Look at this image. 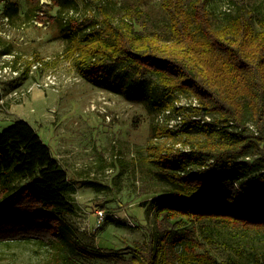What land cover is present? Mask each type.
<instances>
[{"label": "trees", "instance_id": "trees-1", "mask_svg": "<svg viewBox=\"0 0 264 264\" xmlns=\"http://www.w3.org/2000/svg\"><path fill=\"white\" fill-rule=\"evenodd\" d=\"M28 1L29 12L40 9V0ZM217 1L228 0H160L158 23L133 1L119 21L105 11L98 20L58 9L53 18L68 39L60 58L89 84L144 103L153 115L184 109L210 117L168 130L191 142L182 152H158L154 165L170 188L140 204L157 226L131 247V264H264V252L250 262L218 261L198 251L193 234L203 223L264 232V13L231 0L237 10L219 22L209 8ZM1 4L8 17L16 12L14 2ZM184 94L198 107H175ZM248 157L255 162L239 160ZM75 190L28 122L0 131V232H48L69 261L74 247L63 218L77 212Z\"/></svg>", "mask_w": 264, "mask_h": 264}, {"label": "rangeland", "instance_id": "rangeland-1", "mask_svg": "<svg viewBox=\"0 0 264 264\" xmlns=\"http://www.w3.org/2000/svg\"><path fill=\"white\" fill-rule=\"evenodd\" d=\"M14 1L21 12L14 14L13 18L8 14L10 30L14 37L21 33L25 36V44L18 46H30L37 41V37H42L40 45L44 48L37 58L43 59L45 64L39 76L54 70L78 81L60 88L58 93L32 91L24 98L5 99L0 105V131L17 120H24L35 129L74 183L76 190L71 200L77 212L63 218L71 229L68 239L74 247L69 261L64 258L63 251L49 245L52 237L48 232L34 231L21 237L24 232L20 231L0 232V264H131L129 257L136 256L135 252L131 253V247L145 243L148 232L157 226L153 214L147 215L146 208L140 204L170 188L154 165L158 152H163L162 156L169 152H182L188 148L187 142H191L182 135L172 136L168 130L177 131L175 120L178 117L181 123L195 117H199L201 122L205 115L183 114L184 109L178 111L179 114L174 112L169 118L162 113L153 115L144 103L127 100L89 84L68 60L60 58L68 39L53 18L58 9L66 16L73 10L77 19L90 17L98 20L105 11L119 21L127 1H133L158 23L161 20L157 9L160 0H64L61 7L52 0L41 5L40 0L38 7H44L43 18L50 22L46 29L31 24L34 12L29 17L25 13L31 6L28 0ZM242 1L250 5L249 9L264 13V0ZM1 3L3 0H0ZM209 8L222 22L226 11L228 14L235 13L237 5L231 0L217 1ZM30 33H34L33 38ZM9 44L17 45L14 42ZM3 45L4 42H1L2 49ZM25 72L22 79L2 84L6 89L4 94L31 83ZM101 96L107 101L110 116L107 122L100 113L89 110L91 101ZM180 97L174 102L175 107L194 108L199 105V101L190 95ZM192 98L196 100V106L189 104ZM251 126L256 131L254 125ZM239 160L255 162V157ZM97 209H103L106 216L102 224L93 230ZM191 224L189 222L185 229ZM181 231L185 234V230ZM193 234L199 242L198 251L208 253L218 261L250 262L253 254L264 252V232L203 223L195 224ZM177 247L181 249L180 245Z\"/></svg>", "mask_w": 264, "mask_h": 264}, {"label": "built area", "instance_id": "built-area-1", "mask_svg": "<svg viewBox=\"0 0 264 264\" xmlns=\"http://www.w3.org/2000/svg\"><path fill=\"white\" fill-rule=\"evenodd\" d=\"M50 1V0H49ZM49 2L41 1V5L48 4ZM40 5V6H41ZM31 17V24L39 29H46L49 27L50 22L44 17V7L41 6ZM34 17V18H33ZM33 18V19H32ZM10 18L2 14V9L0 5V38L4 41H8V43L14 42L17 45L25 44V36L23 34L14 37L10 30ZM23 29V28H21ZM45 61L42 59H34V57L26 56L18 53L17 51H3L0 47V105L4 103V100L9 99H19L28 96L32 91H51L54 93H58L60 88L67 87V84H72L77 82L78 80L74 77L68 75H60L54 70L45 71L41 76L39 73L41 72ZM27 71V72H25ZM24 72L27 75V78L30 79V84L23 88H17L12 90V92H8L4 94L6 89H3V85L8 82H14L23 76ZM6 95V96H3ZM197 100V99H196ZM196 100L192 98L189 102L192 106H196ZM188 104V106H189ZM90 111H96L104 116L106 122L110 120V116L107 111V101L104 97H98L97 100L91 101L89 105ZM170 114L169 111L163 113V116H168ZM194 119L198 120L199 117H195ZM210 121V117L207 115L201 120V123ZM170 121H168L169 123ZM181 121L180 117L175 120V128L179 127ZM182 125V123H181ZM180 125V126H181ZM110 171H108L109 173ZM105 211L103 209H97L95 211V225L94 228H98L105 219Z\"/></svg>", "mask_w": 264, "mask_h": 264}, {"label": "crops", "instance_id": "crops-1", "mask_svg": "<svg viewBox=\"0 0 264 264\" xmlns=\"http://www.w3.org/2000/svg\"><path fill=\"white\" fill-rule=\"evenodd\" d=\"M10 1L15 3V7H13L14 9L13 8L11 9V12L16 11L14 14H16V13L20 14L19 12H21V11H19L18 4L14 0H10ZM25 13H27L28 17L32 14L31 12H29V8L26 9ZM14 14H12V16H11L12 18L14 17ZM30 36H32V38H33L34 33H30ZM41 40H42L41 36L39 38L37 37V41L34 42V44H32L30 46L28 45L29 47L27 45L24 47L18 46V45L14 46V45H11L9 43H6L5 41H3L1 39H0V43L4 42V44H5V45H3L4 51H17L18 53L23 54V55L31 54L34 56H38L39 52H42L43 48H44L43 45H40Z\"/></svg>", "mask_w": 264, "mask_h": 264}, {"label": "bare ground", "instance_id": "bare-ground-1", "mask_svg": "<svg viewBox=\"0 0 264 264\" xmlns=\"http://www.w3.org/2000/svg\"><path fill=\"white\" fill-rule=\"evenodd\" d=\"M1 9H2V14H4V10H3V7H2V4H1ZM6 15V14H5ZM32 16V15H31ZM22 34V33H21ZM19 35H16L15 37H17Z\"/></svg>", "mask_w": 264, "mask_h": 264}]
</instances>
